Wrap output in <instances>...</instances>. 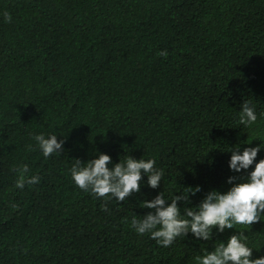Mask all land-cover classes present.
<instances>
[{
    "label": "trees",
    "instance_id": "1",
    "mask_svg": "<svg viewBox=\"0 0 264 264\" xmlns=\"http://www.w3.org/2000/svg\"><path fill=\"white\" fill-rule=\"evenodd\" d=\"M244 99L258 114L247 129ZM261 112L264 0H0V264H197L234 232L264 255V217L168 247L130 224L160 191L199 185L193 206L245 175L225 151L264 142ZM39 133L62 151L45 158ZM97 152L155 159L160 187L120 202L82 191L69 169ZM19 165L39 183L15 188Z\"/></svg>",
    "mask_w": 264,
    "mask_h": 264
},
{
    "label": "clouds",
    "instance_id": "2",
    "mask_svg": "<svg viewBox=\"0 0 264 264\" xmlns=\"http://www.w3.org/2000/svg\"><path fill=\"white\" fill-rule=\"evenodd\" d=\"M158 55L166 56L167 52L161 50ZM259 115L264 118V112ZM237 117L238 124L245 129L257 123L258 114L253 100L242 101ZM32 139L45 158L59 154L64 144V140H58L55 134L39 133ZM240 144L238 142L225 151L231 153L227 167L231 172H243L245 175L228 176L225 183L230 187L226 191L213 189L193 206H187L190 204L189 197L201 191L199 185L183 187L182 191L175 192L178 195L173 193L170 199L160 191L150 200L143 201V208L150 211L133 215L131 227L139 235L147 233L157 245L168 247L178 236L187 237L190 234L195 240L208 241L212 239L213 229L216 233H224L236 225L250 227L261 221L264 217V158L257 160L256 157L264 150V142L242 150ZM73 161L69 169L73 183L104 201H124L145 185L156 189L164 176V170L155 166L153 158L134 159L126 155L124 159L112 163L108 154L97 152L94 158L87 161ZM14 170L17 173L14 182L17 189L22 190L26 184L35 185L40 181L37 175H26L27 165H19ZM101 208L107 211L106 204H102ZM247 241L244 232H234L226 240L216 243L212 251L204 250L202 255L196 256L197 264H264V255L253 257V250L259 252L260 248L250 246Z\"/></svg>",
    "mask_w": 264,
    "mask_h": 264
}]
</instances>
